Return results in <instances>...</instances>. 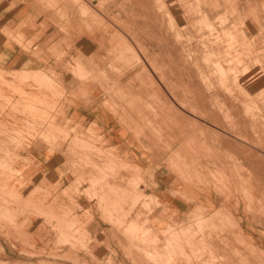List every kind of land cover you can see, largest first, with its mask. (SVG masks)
<instances>
[{"label": "crops", "instance_id": "obj_1", "mask_svg": "<svg viewBox=\"0 0 264 264\" xmlns=\"http://www.w3.org/2000/svg\"><path fill=\"white\" fill-rule=\"evenodd\" d=\"M80 1L85 14L72 0H0V145L10 152L8 135L34 126L37 135L15 160L31 180L22 201L34 198V188L48 190L21 206L26 217L0 224V263L264 264V143L255 138L264 141V72L255 68L241 80L246 96L190 84L179 46L159 47L147 35L168 24L154 0L148 16L140 10L137 17L125 0ZM216 2L219 15L230 13L226 0ZM248 2L254 16L242 21V33L264 59V0ZM205 8L212 11L209 2ZM229 18L228 25L240 23ZM121 41L139 56L140 46L149 47L160 70L144 61L111 68L107 51ZM23 101L46 102L47 119H39L41 110L29 117ZM129 187L152 198L149 212L123 217L128 207L117 191ZM114 206L124 230L132 223L145 236L133 241L110 221ZM46 208L67 214H35Z\"/></svg>", "mask_w": 264, "mask_h": 264}, {"label": "bare ground", "instance_id": "obj_2", "mask_svg": "<svg viewBox=\"0 0 264 264\" xmlns=\"http://www.w3.org/2000/svg\"><path fill=\"white\" fill-rule=\"evenodd\" d=\"M73 1L77 4V6L78 5L80 6V8L82 9L83 12L87 13V7L82 1H79V0H73ZM210 1H213V0H210ZM125 2L126 3L132 2L134 4V6L137 9L136 10L137 15H139L138 11L140 12V9H138L139 7H141L143 4L151 3V2H149V0H145V3L141 2L140 0H125ZM155 2H156V0H154V3ZM100 3H101V5L104 4V2H101V1L99 2V4ZM165 4H167V3H165ZM163 5H164V0H161L160 1V8L163 9V11H164L163 14L166 16V18L168 20L172 19L171 18L172 14L170 13V12H172L171 9L165 8ZM230 5H231V3H230ZM219 6H220L219 4H217V5L215 4V5H213V7L211 6V10H216V8H218ZM231 6H233V4ZM233 7L235 8V10L234 11L231 10L230 13L228 12L229 13L228 15L227 14L224 15L223 21L221 22V20H220L221 24H219L218 27H213V25L215 24V22H214L215 19L213 21L211 19H209L207 11L203 10V7L201 5H200V7H197L195 14H194V16H195L194 18L197 19V22L195 21V23H191V25L194 27L192 29L193 34H191V36L193 35L196 38V42H195L196 44H195V47L191 48L190 52L192 54L189 52L191 54V59L189 58L188 55H185V56H188L189 59L184 60V62L182 61L183 64H181V65H180L179 59H178V64L180 66V70H183L182 78L186 79V81L190 84H191V82L192 83L195 82L197 85L200 84L201 86H203L207 90L212 89V88L217 86V88L219 90H221L222 92H224L225 94H227L229 96H233L234 94L246 96L247 93L245 92L243 86H241V84H240L241 80L249 81L250 79H252V77L256 75L255 68H257L260 72H264V59L261 57V55L252 51L251 41L249 39L248 40L246 39V37H245V35H243L242 29H241L242 25H244V24H242L243 23L242 21H244V20L246 21V19L248 18L247 14L252 15V17H253L254 13L250 14L253 11L247 13V11H246L247 8L244 9L243 6H236V7L233 6ZM248 10L250 11L249 8H248ZM141 11L146 12L147 8H146V10H141ZM231 14L234 15L235 18H237V21L240 22L239 24L238 23H232L231 25H228V23L231 21V18H229V16ZM137 15H136V17H137ZM133 16H134V14H133ZM188 17L193 20V18L190 15H188ZM172 20H175V19H172ZM173 25H175V24L173 23ZM185 26H187V25H185ZM259 26H263V25L260 23ZM172 28H173L172 24L169 23L168 26H166L165 29L163 30L164 37H165L163 42H161V40H159L160 38L157 37V34L155 35L156 39L158 38L157 42H158L159 47H160V45H162V48H166V46L164 47V45H167L166 44L167 41L169 40V38H171L169 36H171L170 34L172 32L171 31ZM173 29L176 30V31L173 30L175 37L182 38L181 36H179L178 30L175 28H173ZM236 30L237 31L239 30L240 35H241V39H238L237 36L235 35ZM147 32H149V31H147ZM187 33H188V30H187L186 34ZM202 33H204V35H202ZM149 34L150 33H148L147 35H149ZM148 37H151V36L149 35ZM186 38H188V37H186ZM177 40L179 41V39H177ZM190 40H191V38H190ZM193 40H194V38H193ZM173 42H172V45L175 44ZM181 45H183V44H181ZM181 45L179 47H181ZM116 46H121V44L117 43ZM115 47H113V48L111 47L110 50H108V52H109L108 54L114 55L117 58L118 57H120V58L124 57L125 56L124 54H119V55L111 54L112 51L115 49ZM129 48L131 49V47H129ZM126 49H128V46L126 47ZM185 49L188 50L187 46ZM177 51H178V49H177ZM131 53L135 54L134 51L130 52V55H132ZM184 53H186V52H184ZM178 55H179V53H178ZM181 55H179V58ZM128 56H127V58H128ZM117 58H116V61H117ZM182 58L183 57H181L180 59H182ZM130 59H131V57H130ZM113 62H110V63H113ZM134 62H136V61L133 60L132 64ZM120 63H121V61H120ZM149 63L151 64L150 61H149ZM137 64H139V63H137ZM112 65L110 67H112ZM130 65H131V63H130ZM122 66H124V65H122ZM152 68H154V67H152ZM118 69H117V71H118ZM195 70H197V71L194 72ZM196 73H198V75ZM162 78H163V76H162ZM191 79H192V81H191ZM163 81H164V78H163ZM165 82H166V80L164 81V83ZM17 92H20L21 98H25L26 95H28V93L25 92L24 90H17ZM7 103H9V101H7ZM23 103H24V105L22 106L23 112H25V113L29 112L27 115L29 117H32V119L36 118V115H34V114L38 113L42 109L41 107L46 108L48 106V104H46V102H38V104H37L38 106H31V105L26 106L25 101H23ZM12 109H16V106L13 105ZM32 109H34V110H32ZM250 111H251V107L248 108L249 113H250ZM41 112H42V110H41ZM39 119L42 121H45L47 119V114H44L42 112V116H39ZM250 126L254 127V128L256 127L255 124H251ZM2 132L3 131L0 129V140L2 138L1 137ZM20 135H22V134H20L17 131H15L14 135H11V134L8 135V138H9L8 141L14 145L13 150H11L12 153H14L13 157H12L13 160H14V157H17V153L19 151L17 148L18 142L16 143V141ZM34 135H37V131L35 130V127L33 126V128L31 127V129H29L27 131V133L24 135V137L26 139L30 140ZM65 135L63 134V137H65ZM255 138H256L257 142H259V144L263 145L264 141L262 139V136H260L259 133L255 134ZM44 140L48 141L47 138H44ZM1 146L2 145H0V165H2L5 162V160H3L4 158H7L9 155H11V151L9 152L7 149H3ZM84 146H87V148L89 147V149H93L92 146H89V145H84ZM4 164L6 166L7 163H4ZM261 173L264 175V170H261ZM259 176L257 175L254 178H259ZM90 181H91V183H90L91 185L98 183L97 181H94V180H90ZM124 191H125L124 189L121 190V192L117 191V195L119 196L120 193H122V195L124 196V194H123ZM136 193H138V192H136ZM123 196L121 198H123ZM133 197L135 198V193H134ZM111 216H113L112 213H109L108 217H111ZM112 218H110V219H112ZM120 222H121V220L119 219V223ZM115 225H117V224H115ZM128 226L129 225L126 226L125 231H126V229H128ZM143 235H145V234H143Z\"/></svg>", "mask_w": 264, "mask_h": 264}, {"label": "rangeland", "instance_id": "obj_3", "mask_svg": "<svg viewBox=\"0 0 264 264\" xmlns=\"http://www.w3.org/2000/svg\"><path fill=\"white\" fill-rule=\"evenodd\" d=\"M73 1V0H72ZM80 1V0H79ZM160 1L161 0H156V4L160 7ZM224 1V0H223ZM244 1H246V7H244V9H246V11H247V13H249V12H251V11H253L252 9V7L250 6V4H249V0L247 1V0H244ZM74 2V1H73ZM103 2V1H102ZM209 2V4L213 7V5H217V4H219L218 2H216V0H213V1H208V0H164V7L165 8H170L171 9V11L172 12H170L172 15H171V18L172 19H175V20H172V19H170V20H168L167 18H166V16H165V18H166V20H168V24L170 23V24H172V26H173V28H175V29H177L178 30V33H179V36H181L182 38H180V37H175V35H174V31H176V30H174L173 28L171 29V36H169V37H171V38H169V40L167 41V45H164V47L166 46H168V45H171L172 46V41H174V43H175V45L177 46H180L181 44H183V45H181V47H179V55H181L180 56V58L181 57H183L182 59H180L179 58V55H178V59H179V63H180V65L181 64H183V62H184V60H186V59H191V48L192 47H195V42H196V38L192 35L191 36V34H193V26L191 25V23H195V21L197 22V19H195L194 17V14H195V11H196V9H197V7H200V5L203 7V10H205V11H207V14H208V17H209V19H211L212 21L214 20V22H215V24L213 25V27H218L219 26V24H221V22L223 21V18H224V15H226V14H223V15H219L218 13L219 12H217V8H216V10H212V12L210 11V10H207L206 8H205V6H206V4ZM226 2H227V4H229L230 5V3H231V5L233 4V6H238L237 4H236V2L233 0V1H231V0H226ZM75 3V2H74ZM154 3V4H155ZM165 3H167V4H165ZM175 3L177 4L176 6H178V5H180V6H182L181 8L182 9H180V11H179V13L178 12H176V6H175ZM213 5H212V4ZM76 4V3H75ZM129 4L132 6V7H129L128 6V9H130V14H134V16H136L137 14H136V7L134 6V4L132 3V2H129ZM154 4H152V3H149V4H143L141 7H139L138 9H140V10H146V8H147V11L145 12L146 13V15L145 16H148V12H150V10H149V8L151 7V9H153V7H154ZM77 5V4H76ZM98 5L99 6H104V4H102L101 5V3L99 4V2H98ZM230 5V6H231ZM79 6V5H78ZM233 6H231L230 8H229V12L231 11V10H235V8L233 7ZM132 8V9H131ZM174 8V9H173ZM248 8L250 9V11L248 10ZM252 8V9H251ZM178 11V10H177ZM81 12L83 13V14H85V12H83L82 11V9H81ZM212 13H214V14H212ZM252 13H254V12H251L250 14H252ZM177 14V15H176ZM188 15H190L192 18H193V20L192 19H190L189 17H188ZM214 15V16H213ZM228 15V14H227ZM254 15V14H253ZM138 16V15H137ZM179 16V17H178ZM247 16H252V15H249V14H247ZM174 17V18H173ZM247 18V17H246ZM192 20V21H191ZM220 20H221V22H220ZM220 22V23H219ZM173 23L175 24V25H173ZM182 23V25H180ZM168 24H167V26H168ZM180 25V26H179ZM185 25H187V26H185ZM165 27L166 26H164L163 27V29L162 30H160V29H156V32H155V30L153 31V34H151L152 32H151V30H149V29H147V31H149V32H147V34L148 33H150L149 35L151 36L150 38H152V35L156 38V34H157V37H159L160 38V40H161V42H163V40H164V33H163V30L165 29ZM174 30V31H173ZM187 30H188V33L186 34V32H187ZM160 31H162V32H160ZM135 34H133V33ZM155 32V33H154ZM130 33V37L131 38H133V39H139L138 38V33H136V32H134V31H130L129 32ZM190 34V35H189ZM187 35V36H186ZM189 35V36H188ZM202 35H204V33H202ZM164 37V38H163ZM186 37H188V38H186ZM191 38V40H190V38ZM120 38H121V36H120ZM175 38V39H174ZM193 38H194V40H193ZM158 39V38H157ZM157 39H155V41H157ZM177 39H179V41L177 40ZM187 39V40H186ZM178 42H177V41ZM190 40V41H189ZM183 41H185L186 42V44H184V43H182ZM119 44H121V46H116L115 47V49L112 51V53L111 54H115V55H119V54H124L125 56L124 57H116V56H114V55H109L112 59H113V57H114V59H113V61L115 60L116 61V58H117V61L115 62H113V63H110L111 65H112V67L111 68H113V67H117V69H118V71H122L124 68H126V67H128L129 65H130V63L132 64V62H133V60H135L136 62H134L135 64L134 65H138L137 63H139V64H144L143 63V61L144 62H148L149 63V61L151 62V64L149 63V65L151 66V67H154L153 68V70L155 71V72H158L157 70L159 69L160 70V68H158L157 69V67H155V64L152 62V58H151V54H150V52H149V47H147V49L144 47V46H140L139 48H140V50H139V53H140V55L142 56H139V55H137L135 52V54H132L131 56H130V52H133V49L131 48H129L128 47V49H126V47L128 46H125L124 47V43H122V41L121 42H119ZM123 46V47H122ZM183 46V47H182ZM185 46V47H184ZM186 46H187V49L188 50H186L185 48H186ZM190 46V47H189ZM160 47H162V45H160ZM124 48V49H123ZM109 50H110V48H109ZM131 50V51H130ZM184 52H186V53H184ZM188 52V53H187ZM191 54H190V53ZM109 52L107 51V54H108ZM181 53V54H180ZM129 55V56H128ZM185 55H188L189 56V58H188V56H185ZM127 56H128V58H127ZM136 56V57H135ZM130 57H131V59H130ZM185 58V59H184ZM126 60V61H125ZM120 61H121V63H120ZM129 61V62H128ZM183 61V62H182ZM119 62V63H118ZM123 62V63H122ZM121 64V65H120ZM126 64V65H125ZM257 64V63H256ZM110 65V66H111ZM122 65H124V66H122ZM121 66V67H120ZM161 70H162V67H161ZM185 74V73H184ZM29 78H30V76H29ZM161 80L163 81V78H162V75H161ZM33 79V78H32ZM163 83H164V81H163ZM166 83V82H165ZM15 92H17V91H15ZM18 94H19V96H20V92H17ZM11 100V99H10ZM7 102V101H6ZM9 103H10V101H9ZM53 107V106H52ZM51 108V107H50ZM50 116V115H49ZM52 118V117H51ZM35 136V135H34ZM20 137V138H19ZM18 137V139H17V141H16V143H17V145H18V150H19V148H23V147H25V145L27 146V145H29V139H26L25 137H24V135L22 134V135H20ZM83 149L84 150H92V149H89V147L87 148V146H83ZM13 154L14 153H12V151H11V155H10V157L8 158L9 160H10V162H9V160L8 159H6V158H4L3 160H5V162L4 163H7L6 164V166H5V164L3 163L2 165H0V224H3V223H9V222H12V221H14V222H16V220H18V219H21L22 217H24L25 215L27 216V214L26 213H24L23 211H21V206L22 205H29V206H33V204L35 205L36 203H37V199H36V191H48L47 190V188L46 187H43V188H34L32 191H34V198L33 199H31V200H29L28 202H23L22 201V197H21V194H20V192L25 188V186L27 185V184H29V183H31V180L29 179V178H27L25 175H23L20 171H21V168H19L18 167V165H15V161L14 160H16L17 159V157H14V160L12 159V157H13ZM33 182V181H32ZM140 182V180L139 179H134V180H132L131 181V184H132V186H138L137 184ZM97 184V183H96ZM137 188V187H136ZM139 192H140V194L139 193H136L135 192V190H132V188L131 187H129V188H127V190H125L124 191V196L122 195V193H120V195L118 196V198H119V200H121V202L123 201L124 202V204L126 205L127 204V207H128V211H127V213H125V214H123L124 216L123 217H125L126 215H128L129 213H131L135 208H138V209H140V211H139V213H146V212H149V210H150V206L152 205V203H153V200H152V198H150L149 196H147V195H145V194H143V191L142 190H140V189H137ZM134 193H135V198L133 197L134 196ZM123 196V198H121ZM48 196H46V198H47ZM135 200H134V199ZM26 203V204H25ZM146 204V205H145ZM6 206H12V207H14V208H18L19 210V212H17L16 214H13V215H11V214H7V213H2V210L4 211L5 210V207ZM115 208L113 209V213L114 214H116V215H114V216H116L115 217V222L113 221V216H111V217H109V219L110 218H112V219H110V221H112L114 224H117L119 227H120V229L124 232L125 230H124V225L122 224V221L119 223V219H122L121 218V216L120 217H118L117 215H121V213L119 212V208L117 207V206H114ZM104 208V207H103ZM46 212L45 213H42V212H40V213H38V212H36L35 214L36 215H40V216H44L45 217V219H47V220H50V219H54V218H60V217H65V215L67 214L66 212L65 213H63V215L62 216H56L55 214H54V212L52 211V210H49V209H47L46 208ZM104 211H106V208H104ZM123 211V209L121 210V212ZM125 211V210H124ZM119 213V214H118ZM31 215H33L32 213H31ZM25 216V217H26ZM67 217V216H66ZM118 222V223H117ZM128 229H126V231L124 232L127 236H129L133 241L135 240V238L137 237V236H139V239H140V236L141 235H143V234H145V232H143V230H142V228L141 227H139V226H135L134 224H132V223H128ZM126 226V225H125ZM2 227V226H1ZM143 236H145V235H143ZM4 237H6V234H4ZM0 255H2V253L0 254ZM150 258H151V256H150ZM152 259V258H151ZM0 264H7V263H5V262H1Z\"/></svg>", "mask_w": 264, "mask_h": 264}]
</instances>
